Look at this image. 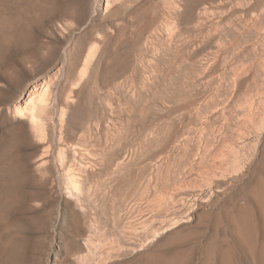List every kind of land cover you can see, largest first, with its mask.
<instances>
[{"label":"rangeland","instance_id":"1","mask_svg":"<svg viewBox=\"0 0 264 264\" xmlns=\"http://www.w3.org/2000/svg\"><path fill=\"white\" fill-rule=\"evenodd\" d=\"M87 239L264 264V0H0V264Z\"/></svg>","mask_w":264,"mask_h":264},{"label":"bare ground","instance_id":"2","mask_svg":"<svg viewBox=\"0 0 264 264\" xmlns=\"http://www.w3.org/2000/svg\"><path fill=\"white\" fill-rule=\"evenodd\" d=\"M92 53V52H91ZM95 53V52H94ZM93 54V53H92ZM92 57V56H91ZM20 110V109H19ZM18 110V111H19ZM18 113V112H17ZM29 113L31 114V119H32V121L33 120H36V119H38V118H36L37 116H36V113H35V111L33 110V108L31 109V110H29ZM28 113V114H29ZM29 114V115H30ZM34 122H36V121H34ZM38 122V121H37ZM69 172V171H68ZM69 174H70V172H69ZM74 175V174H73ZM74 177V176H73ZM71 179L73 180V178H71L70 177V180H69V182L71 181ZM74 182V181H73ZM72 182V183H73ZM75 185V184H74ZM75 187H78V186H75ZM74 187V188H75ZM73 188V189H74ZM77 190H78V188H77ZM80 190V189H79ZM76 194V193H75ZM79 197H80V195H79ZM77 200H78V198H77ZM76 202H78V203H80V205H78L79 207H81L82 208V204H81V202L80 201H76ZM204 202V201H203ZM198 208V207H197ZM194 208L193 209H191L190 210V214L192 215L193 213H194ZM186 215V214H185ZM188 216H189V214H188ZM85 220H86V218H85ZM87 221V220H86ZM182 222H184V221H181V220H173V222L171 223V224H169L168 226L169 227H171V228H174V227H176V226H178V225H180ZM167 226V227H168ZM87 230H89L90 231V229L91 228H93L92 227V225H91V223H89L86 227H85ZM161 230V229H160ZM164 232V231H163ZM147 233H149V232H147ZM151 233H152V231H151ZM147 236V237H146ZM149 236H152V235H150L149 234ZM148 236V234L147 235H145V238H144V241H137V242H135L134 241V243H132L131 245H130V248L129 249H127V250H124V249H122V250H119L118 248L116 249V247H115V250H112L111 248V250H109V248L107 249L108 251H106V256L105 257H100V260L98 261V262H101V263H105L106 261H111V260H113V259H119V258H124V257H126L127 255H130V254H132V253H134V252H137L138 250H143L144 248H146L147 246H149L150 245V243L151 242H154L155 241V239L158 237V235H157V233H156V235L154 234L153 235V238L150 240H148V238H150ZM142 237V236H141ZM140 237V238H141ZM142 239V238H141ZM143 240V239H142ZM99 242H100V240H98ZM95 243V242H93L92 241V239L91 240H89V239H87L86 241H85V244L84 245H86V246H88V248H89V250L91 251V253L93 254V255H91V254H88V256H78V257H74L73 258V264H89L90 262H92V261H94L93 260V257H96V255H97V252L99 251V250H101L102 249V247H101V245H100V243ZM102 242V241H101ZM133 242V241H132ZM102 244V243H101ZM121 247H124V246H121ZM127 247V246H126ZM121 249V248H120ZM100 253V252H99ZM100 256V255H99ZM109 261V262H110ZM97 262V261H96Z\"/></svg>","mask_w":264,"mask_h":264}]
</instances>
